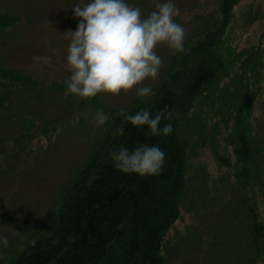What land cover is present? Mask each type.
Listing matches in <instances>:
<instances>
[{
	"label": "trees",
	"instance_id": "obj_1",
	"mask_svg": "<svg viewBox=\"0 0 264 264\" xmlns=\"http://www.w3.org/2000/svg\"><path fill=\"white\" fill-rule=\"evenodd\" d=\"M240 1L218 0L215 22L185 40V51L174 54L170 71L150 96L123 109L129 115L147 109L153 117L167 109L171 119H162L160 126L171 123L173 132L152 136L147 126L129 124L119 115L121 110L106 111L110 113L108 122L97 133L87 160L59 193L46 224L9 247L2 264H166L163 247L171 229L183 218L188 175L196 167L194 160L206 150L217 166L232 172L242 192L241 210L252 239L246 264H264V217L258 200L264 203V148L254 140L253 112L263 92L264 30L246 48L231 39L237 19L235 7ZM256 19L264 26V12ZM21 22L20 17L0 15V30L12 29ZM38 78L0 62V114L21 120V115L9 110L20 89L36 91L51 86L54 91H64L62 83ZM78 101H73L72 108ZM94 107V112L101 108L97 103ZM66 119L61 116L54 125ZM181 121L188 126L184 140H193L189 145L179 144L177 129ZM34 126L32 121L25 126L29 137L35 128L40 131ZM117 127L124 128L122 137L112 134ZM53 134L46 130L41 137ZM25 138L23 135L20 140ZM24 142L19 144L20 159L28 154ZM145 144L166 153L159 176L125 174L113 166V148L132 150ZM0 153L8 155L7 151Z\"/></svg>",
	"mask_w": 264,
	"mask_h": 264
},
{
	"label": "rangeland",
	"instance_id": "obj_2",
	"mask_svg": "<svg viewBox=\"0 0 264 264\" xmlns=\"http://www.w3.org/2000/svg\"><path fill=\"white\" fill-rule=\"evenodd\" d=\"M217 1L172 0L180 10L175 19L186 30V39L215 22ZM88 2L90 0H0V15L22 19L14 28L0 30L2 65L25 70L40 80L62 83L65 91L70 76L67 32H74L80 22L74 16V7ZM126 2L140 7L146 17L155 10V4L163 0ZM263 12L264 0H241L235 7L237 19L231 39L237 40L240 48L249 47L258 40L264 26L256 16ZM157 53L163 59L160 74L144 83L152 91L170 71L174 57L166 46L159 47ZM64 91H54L51 86L36 91L20 89L15 92L9 110L21 115V120L16 118L18 116L7 119L0 114V152H8L7 156L0 153V264L5 262L9 247L46 224L71 174L90 155L97 133L105 126H94V104L101 106L97 111L102 110L109 116L106 111L129 108L141 98L135 90L119 97L102 94L90 100ZM76 100L79 101L72 108ZM180 102L177 100L178 104ZM253 112L256 119L254 140L256 145L264 148V71L263 92L258 96ZM61 116L69 118L63 124L54 125ZM29 121L40 130L35 128L32 137L25 131ZM46 121L54 122L45 124ZM46 130L54 131V134L42 139L41 134ZM177 130L180 146L193 142L191 138L184 140L188 126L182 121ZM23 135L26 138L20 140ZM24 141L28 154L20 159L19 144ZM169 148L172 150V145ZM194 163L196 167L188 175L183 218L171 229L163 247L166 264H246L252 253V239L241 210L242 192L235 185L232 172L217 166L209 150L201 153ZM258 200L259 212L264 217V203L261 198ZM4 238L8 240L7 246L3 244Z\"/></svg>",
	"mask_w": 264,
	"mask_h": 264
},
{
	"label": "clouds",
	"instance_id": "obj_3",
	"mask_svg": "<svg viewBox=\"0 0 264 264\" xmlns=\"http://www.w3.org/2000/svg\"><path fill=\"white\" fill-rule=\"evenodd\" d=\"M73 10L80 22L74 32H67V93L83 100L102 94L119 97L133 90L139 97H148L152 88L144 83L158 78L163 65L157 49L166 46L172 54L185 51L186 30L176 22L180 10L172 0L157 2L146 17L126 0H90ZM119 115L133 127L147 126L152 136H168L174 130L171 123L160 126L162 119H171L167 109L154 117L147 109L133 115L121 109ZM108 120L102 110L93 114L94 126ZM112 134L122 137L124 128L117 127ZM110 158L118 171L141 177L159 176L166 163L165 151L146 144L132 150L113 148ZM3 244L7 246V238Z\"/></svg>",
	"mask_w": 264,
	"mask_h": 264
}]
</instances>
